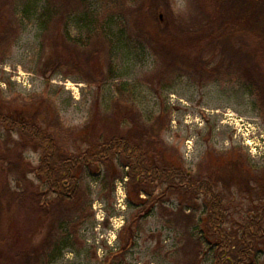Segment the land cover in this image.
I'll return each instance as SVG.
<instances>
[{
	"label": "rangeland",
	"instance_id": "1",
	"mask_svg": "<svg viewBox=\"0 0 264 264\" xmlns=\"http://www.w3.org/2000/svg\"><path fill=\"white\" fill-rule=\"evenodd\" d=\"M48 1L63 14L47 30L38 25L42 2L21 18L0 4V107L46 118L49 100L72 129L56 130L65 150L86 146L97 120L95 134L127 136L154 162L213 181L231 222L241 221L264 185V65L253 68L264 62V35L210 37L230 13L223 0ZM61 30L74 44L58 50L52 38ZM250 46L259 48L254 56ZM19 138L0 126V151ZM39 152L26 147L21 165L29 169L15 173L0 163V194L24 189L27 178L44 187L30 171ZM128 171L118 156L78 171L75 200L53 205L44 224L26 223L24 211L6 217L0 201V236L8 239L0 264H210L203 195L173 189L142 215L146 192L165 185H137ZM67 234L46 262L52 242ZM256 257L264 264V245Z\"/></svg>",
	"mask_w": 264,
	"mask_h": 264
},
{
	"label": "trees",
	"instance_id": "2",
	"mask_svg": "<svg viewBox=\"0 0 264 264\" xmlns=\"http://www.w3.org/2000/svg\"><path fill=\"white\" fill-rule=\"evenodd\" d=\"M37 1L0 0V4L3 8L5 5H9L12 12L19 14L21 18L37 7L38 2H42L41 7H37L40 11L38 23L40 29H50V25H48L50 21L53 29L57 28L59 20H53L55 19L54 14L59 10L62 15V8L53 7L48 0ZM223 2L228 3L230 13L224 15L225 18L216 31L209 32L210 37L220 35V38L223 39L232 34H244V32L258 36L264 35V0H223ZM54 37L52 39H54L58 50L61 45L70 48V45L74 44L64 30H61V33L57 31ZM67 40L71 42L69 45ZM258 49L250 46V55L254 56L253 52H257ZM261 56L264 57L263 54ZM263 65L264 62L257 64L253 61V68ZM254 81L257 82V80ZM43 98L45 99V97ZM45 105L46 118H39L38 114L34 113L30 119L26 116L28 113L24 112V109H21L20 113L17 109L0 107V126L8 131L15 130L20 136L11 147L0 151V163L3 162L7 167L5 172L15 173L18 169L25 168L27 164L21 165L22 152L26 147L32 146L40 151V155L39 163L37 166L31 167L30 171H33L44 184V187L41 188L39 184H34L30 178H27L25 180L27 186L24 189H4L0 194V201L3 202L2 210L6 212V217H10L17 211H24L27 217L26 223L30 220L34 223L32 219L35 218L44 224L51 216H55L53 205L75 200L80 189L78 171L83 168L91 169L101 162L110 161L118 156L125 161V165L129 168L128 175L135 184L144 185L149 181L158 180L165 185L158 194H153L152 191L146 192V199L139 204L142 215L149 213L154 204L161 201L173 189H182L195 194L201 193L204 197L206 210L202 220L207 234L205 240L211 250L210 264L256 263L257 252L260 246L264 245V185L254 188L256 199L250 201L249 208L241 221L234 224L227 213L223 196L216 189L217 186L213 181L205 178L193 181L181 167L154 162L151 153H148L139 142L132 141L127 136L121 134L103 135V132L95 134L97 120L89 123L92 126L90 129L88 128L91 132L89 137L84 131L81 132L82 135L88 137L82 139L86 146L83 147V144H79L74 150L63 149L60 146L61 139L56 130L59 127L68 131L72 129L62 126L52 102L47 100ZM12 149L13 152L10 153ZM5 160H9V162H5ZM67 239L68 234L64 237L60 236L52 242L50 251L46 253V262L57 256L62 245L68 244ZM6 240L8 239L0 236V243L7 242ZM202 241L199 239L196 243L200 244ZM16 254L28 258L25 251L17 250ZM35 259L36 262L40 261L39 256ZM28 260L30 259L28 258Z\"/></svg>",
	"mask_w": 264,
	"mask_h": 264
}]
</instances>
